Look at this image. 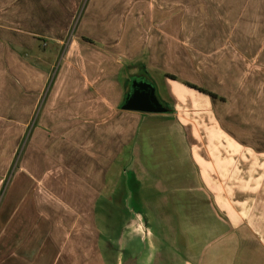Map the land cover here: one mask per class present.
<instances>
[{"label":"crops","instance_id":"obj_1","mask_svg":"<svg viewBox=\"0 0 264 264\" xmlns=\"http://www.w3.org/2000/svg\"><path fill=\"white\" fill-rule=\"evenodd\" d=\"M74 23L28 131L20 161L25 171L7 179L49 73L50 65L34 52L36 41H46L54 55ZM259 56L264 0H0V109L7 111L0 118L14 127L25 121L11 154L0 158V264H105L99 244L98 261L82 245L92 231L99 243L97 198L118 165L141 185L144 140L163 156L172 154V137L181 148L182 170L174 168L172 184L161 188L167 177L156 166L150 191L153 199L172 203L166 216L182 238L176 263L264 264V114L254 122L243 111L248 93L235 81L228 93L209 88L212 96L176 76L151 74L254 71L246 57ZM17 72L22 91L9 102L6 83ZM136 77L154 86L165 112L121 108ZM34 214L40 218L33 223ZM69 216L80 219L70 227ZM81 216H90L88 223ZM41 222L34 252L31 234Z\"/></svg>","mask_w":264,"mask_h":264},{"label":"rangeland","instance_id":"obj_2","mask_svg":"<svg viewBox=\"0 0 264 264\" xmlns=\"http://www.w3.org/2000/svg\"><path fill=\"white\" fill-rule=\"evenodd\" d=\"M76 25L75 23L72 24L70 32L65 37V39L62 41V43L57 46V48L54 50V55L48 54L47 49H50L51 46L46 44V41L39 40L36 41V47L34 52L40 53L43 57H40L42 59H45L50 65L49 73L46 81V85L42 92L40 93L38 97V102L34 106L33 111V119L29 122L28 129L25 132L24 129V135L20 143L18 144L16 153L12 159L10 170L7 173V179L10 178V176H13L17 171H25L24 168H21L20 161L24 154V148L25 144L28 140L29 136V130L31 127H33L36 123V117L39 113L40 104L43 100V98L47 95L48 90L50 89L51 83L54 80L55 74L58 71L59 65L64 57V53L67 50L71 36L74 32H76ZM84 31L86 34L89 32V27L86 26L84 28ZM75 34V33H74ZM35 56V55H34ZM245 58V57H243ZM242 58V59H243ZM247 60H249L252 67H256L254 71H241V72H222V73H215V72H203V71H192V70H185V71H172V76H176L178 79L195 84L198 87L203 88L204 90H210L209 88H212L214 90L220 89L221 92L228 93L232 91L233 88V81L234 83L242 87V90L246 91L248 93V101L249 103L242 106L243 111H249L250 118L254 120V122H259L258 118L260 114H264V56L259 57H246ZM250 58V59H249ZM252 58V59H251ZM145 61L147 58H144ZM175 59V58H174ZM173 59V60H174ZM34 61V60H33ZM256 63L257 66L254 65ZM174 67H179L178 65L173 64ZM184 67V66H183ZM187 67V66H185ZM151 74H158L160 75L161 79H163V76L170 75L169 73H151ZM20 75H22V72H17L16 77L12 78L8 83L10 85V96L8 97L9 102L15 101L20 94V83L22 81V78H20ZM159 81V80H158ZM131 83V81H130ZM130 85V84H129ZM159 91H162V87L159 86ZM245 92H243V95ZM3 108V106H2ZM1 115H7L6 112H2V109H0ZM252 116V117H251ZM25 121H17L16 127H14V121H11L7 118H0V138L2 139L1 143V153L0 158L1 160H5L10 154L12 150V146L14 144V139L16 138V134L19 133L21 129L25 128L23 125ZM29 131V132H28ZM148 138V137H146ZM158 140V139H157ZM156 142V138L154 139ZM142 144V142H141ZM150 142L149 140H144L142 148V157H139V161L143 168L146 170V175H143V181L142 184L139 185L137 182H135L131 177L127 179L128 177L124 174L122 171L123 169L118 167H114L110 177L109 182H107V188L102 192V194L99 195L97 198V201L95 202L94 206V222L96 225L97 230L99 231L100 239L98 243V233L95 231H92L91 233L88 232L90 238H88L87 242H83L82 245L85 243L88 244L86 251L89 248V253L91 254V260L99 259V248L98 244L100 246V249L102 253L105 256V264H113L114 262V252L110 248L112 247V242L116 237L117 232L119 231V228L122 226V224L125 222L128 212L125 209L126 205H142L145 206L147 211L152 214L154 217V220L156 221L154 225V232L159 239L158 246L160 247L161 253L165 257L164 264H177L175 260V253L177 250V246L181 244L182 238L177 235L172 230V219L171 222L168 220V217L166 216V213H172V203L170 200H164V201H158L156 199H153V192L151 193L150 190H152L151 184H153V180L151 178L154 177V175H159L158 170L156 166L160 165L162 167L161 169V175L163 177H167L166 182H161V188H164L165 186H170L172 184L171 180H168V177L174 172V168L177 171H181L180 165L177 161L181 159L182 152L180 151L181 148L176 142V138L172 137V154L167 152H163V156H160L159 152L152 153L150 150ZM159 146V144H157ZM10 148L8 151H5V148ZM131 157L130 153V159ZM172 160L168 163V160ZM138 161V166H140V163ZM172 165H171V164ZM175 165V166H174ZM2 173L5 168H2ZM24 173V172H21ZM149 176V177H148ZM151 177V178H150ZM168 180V181H167ZM36 180L35 182L37 183ZM128 182V184H127ZM165 184V185H164ZM134 185L136 188L139 187L138 191L134 189ZM160 185V183H158ZM38 186L40 184L38 183ZM127 188H129L130 195L126 193ZM129 196V197H127ZM140 197V198H139ZM156 207V208H155ZM40 218V216H37L34 214L33 216V223L37 221ZM80 219V217H65L66 222L68 224L70 223V227L72 226V222L77 219ZM81 220H86L87 223L89 221L90 216H81ZM74 219V220H73ZM43 224L44 222H41L36 226L34 230H32L31 234V245L33 248V251L35 252L36 248L39 246L38 241L40 242L42 231H43ZM68 227H65V230H67ZM28 230V229H27ZM26 230H22V235H25ZM68 233V231H66ZM17 237H20V231L17 233ZM20 239V238H18ZM109 243V244H108ZM110 245V246H109ZM84 255V254H82ZM96 255V256H94ZM95 264V262H94Z\"/></svg>","mask_w":264,"mask_h":264},{"label":"water","instance_id":"obj_3","mask_svg":"<svg viewBox=\"0 0 264 264\" xmlns=\"http://www.w3.org/2000/svg\"><path fill=\"white\" fill-rule=\"evenodd\" d=\"M121 108L147 113L167 110L158 100L154 86L144 78L131 80ZM125 209L128 216L112 242L113 264H164L166 259L158 246L160 237L153 229L155 216L142 205H126Z\"/></svg>","mask_w":264,"mask_h":264},{"label":"trees","instance_id":"obj_4","mask_svg":"<svg viewBox=\"0 0 264 264\" xmlns=\"http://www.w3.org/2000/svg\"><path fill=\"white\" fill-rule=\"evenodd\" d=\"M167 77H169V78H172V79H176L174 76H172V75H166ZM188 86H190V87H192V88H194V89H197L198 91H201V92H204V93H207V94H209V95H212V96H214L212 93H209V92H207L206 90H204L203 88H199V87H196V86H194V85H190V84H188V83H186Z\"/></svg>","mask_w":264,"mask_h":264},{"label":"flooded vegetation","instance_id":"obj_5","mask_svg":"<svg viewBox=\"0 0 264 264\" xmlns=\"http://www.w3.org/2000/svg\"><path fill=\"white\" fill-rule=\"evenodd\" d=\"M139 78H141V77H136V79H139ZM131 80H132V79H131ZM131 80H130V81H131ZM129 84H130V83H129ZM129 90H130V85H129L128 92H129Z\"/></svg>","mask_w":264,"mask_h":264}]
</instances>
